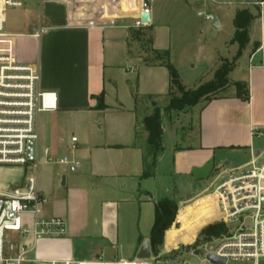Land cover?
Listing matches in <instances>:
<instances>
[{
    "label": "crops",
    "instance_id": "obj_1",
    "mask_svg": "<svg viewBox=\"0 0 264 264\" xmlns=\"http://www.w3.org/2000/svg\"><path fill=\"white\" fill-rule=\"evenodd\" d=\"M246 2H250L246 7L254 10L257 5L260 9V17L252 25L251 41L243 51L249 54L250 99L236 97L235 89L200 106L197 133L187 135L184 145L179 141L173 144L175 173L190 174L201 168L219 170L221 148L241 150L250 159L252 153L264 154V147L256 144V140L264 137L252 135L254 127L264 131V1ZM18 9L23 18L9 31L7 28L15 35L17 59L21 63L39 64L40 90L55 92L57 96L56 108L43 111L38 117L35 157L39 163L38 185L48 199L42 206V214L63 217L68 225L65 236L35 242L31 256L41 260L96 257L109 262L118 260L116 256L114 260L105 259L104 255L108 244L114 246L118 241L121 205H129L123 208L125 214L127 209L126 218L132 213L123 190L128 182L137 180L142 188L143 180L148 179L143 176L148 157L143 119L153 111L146 112L144 106V115L140 119L136 117L132 109L137 88H132L130 80L122 79L120 69L134 55L143 59L146 66L139 78V89L152 97H164L170 89V75L166 77L163 70L168 68L149 63L152 60L149 55L154 49L170 47V51L172 44L153 37V24L148 25L151 30H147L148 26L134 27L142 14V0H30ZM170 55L172 59L171 51ZM98 97H102L105 105L102 109L97 107ZM72 129L77 134L68 140L67 133ZM74 136L76 142L71 140ZM46 148L49 153L45 152ZM163 154L151 178L156 177ZM49 155L56 159L69 155L70 159L79 160L80 166L49 162ZM18 171L12 175L11 185L21 180L22 169ZM11 185H0V192L9 191L7 187ZM142 191L149 193L148 189ZM209 195L214 197L211 212L200 213L205 215V220L210 215H219L216 197L214 193L205 196ZM195 217L196 214L180 218L179 214L176 222L185 226ZM209 221L213 223L215 219ZM149 236H139L131 260L137 259L142 243ZM17 240L18 247L23 243L33 244L31 236L22 240L17 234ZM177 246L165 249L170 251Z\"/></svg>",
    "mask_w": 264,
    "mask_h": 264
},
{
    "label": "rangeland",
    "instance_id": "obj_2",
    "mask_svg": "<svg viewBox=\"0 0 264 264\" xmlns=\"http://www.w3.org/2000/svg\"><path fill=\"white\" fill-rule=\"evenodd\" d=\"M240 1L208 0L206 5H204V0L154 1L152 22L150 24H153L151 28L153 37H156L160 42L172 44V49L170 50L172 53L171 62L177 68L182 83L187 89H193L200 83L211 80L223 60L234 59L239 46L237 43H232L235 32L233 20L238 9L248 6L241 4ZM199 10H205L214 16H219L221 26L219 28L213 27V21L206 20L204 16L198 15ZM21 12V9L12 8L7 10L6 27L8 31L11 26L20 23L23 18ZM28 17L26 16V18ZM149 29L150 27L147 28V30ZM168 48L170 49V47ZM138 58L134 55L132 60L126 63L120 71L123 75L122 79L130 80L132 88L135 90L137 88V91L134 92L133 102H135V107L132 111L140 119L145 113L144 106L147 107L146 112L149 113L153 110L154 103L164 107L169 102V94L164 97H152L139 89L141 88L138 87L139 78L146 65L143 59L140 60ZM248 61L249 54L247 52L238 58L234 71L228 75L229 87L226 91L220 93L221 95L233 92L236 80L248 82ZM125 66L129 67L128 70ZM163 70L165 76L169 78L168 69L164 68ZM198 105L196 108L189 107L184 111H172L164 114V150L162 152L164 154L160 162V168L156 177H148V179L143 180L142 188H140L137 180L135 182L131 181V183L128 182L127 187L123 190L124 197L129 199L128 204H130L132 213L129 219L126 218L127 209L125 208V214L123 208L129 205H126L127 203L121 205L118 241L114 243V246L108 244L104 255L105 259L114 260L115 256L117 257L116 259H133L134 246H136L139 236L150 235L154 219V203L163 197H170L178 199L181 207L174 222L176 223L174 224L176 228L171 226L173 230L167 236L165 234L166 243L164 242L163 247L160 249V261L172 264L201 263V255H192L191 252L202 244L195 245L196 241H194L195 237L196 239L198 238L200 227L202 229L210 224L212 221L209 220L214 218L210 215L205 220V215L200 214L202 211L211 212L210 206L214 197L213 195H205L213 193L214 188L220 183L218 180L219 173L225 174L227 171L245 167L250 160V155L244 154L241 150L221 148L218 150L219 157H222L219 170L201 168L199 171L197 169L190 174L175 173L172 168L173 144L179 141L180 144L184 145L187 135H195L197 133L199 108L204 103ZM192 108L194 111L193 123L190 121V110ZM176 131L177 137L175 136ZM74 133L77 134L76 129L68 131L66 138L70 140ZM256 144L264 147V139L256 140ZM67 156L70 157L69 155ZM31 165V163L24 167L0 165V185H11L13 183L12 175L22 169L21 180L8 186L7 190L10 191L16 187L23 186L27 175L31 171ZM63 177L64 175L61 176V181H63ZM143 189H148L149 193H145L142 191ZM200 192H204V194ZM140 204L141 208L139 209ZM179 212L180 218H185L188 215L193 216V214H196V217L192 219L191 223L184 226L176 222ZM206 221L208 222L206 223ZM7 239L9 242H14L15 245L18 243L16 233H9ZM177 244L178 246L173 250L166 251L165 247L170 249Z\"/></svg>",
    "mask_w": 264,
    "mask_h": 264
},
{
    "label": "built area",
    "instance_id": "obj_3",
    "mask_svg": "<svg viewBox=\"0 0 264 264\" xmlns=\"http://www.w3.org/2000/svg\"><path fill=\"white\" fill-rule=\"evenodd\" d=\"M27 1L0 0V165L24 167L32 164L23 186L0 192V264H172L154 257L109 262L101 257L41 260L31 256L35 242L65 236L68 225L63 217L42 214V206L48 199L38 185L39 163L35 158L39 141L38 117L41 112L56 108L57 96L55 92L40 90L39 64L18 61L15 35L6 27L7 10L23 8ZM154 1L142 0V13L152 15ZM207 3L208 0H204V5ZM242 4L249 5L250 2L243 1ZM198 15L211 21L215 18L205 10H199ZM148 25L150 23H143L141 18L134 22L137 28ZM252 135L262 138L264 131L254 127ZM30 140L34 142L33 160L28 158ZM71 140L76 142L77 137ZM45 152L49 153V149L46 148ZM47 160L80 166L79 160L67 156L56 159L49 155ZM218 180L220 183L213 193L219 215L214 217V222H224L229 226V232L202 243L192 250V255H201L200 264H264V154L252 153L245 167L219 173ZM9 233H17L22 240L31 236L33 244L23 243L18 247L8 241ZM209 253L224 258L225 262H212L207 258Z\"/></svg>",
    "mask_w": 264,
    "mask_h": 264
},
{
    "label": "trees",
    "instance_id": "obj_4",
    "mask_svg": "<svg viewBox=\"0 0 264 264\" xmlns=\"http://www.w3.org/2000/svg\"><path fill=\"white\" fill-rule=\"evenodd\" d=\"M264 1V0H261ZM260 17V9L256 5L252 10L249 7L241 8L236 11L234 17L235 32L232 43H237L239 48L233 60H223L222 64L216 69L214 77L200 83L193 89H187L182 83L177 68L171 62L169 49H154L149 63L163 65L168 68L170 75L169 102L166 106H159L157 103L153 106V111L143 119V129L147 134L146 142L148 147L147 168L143 176L150 177L155 174L159 156L164 150V114L172 111H184L186 108L194 107L200 103L204 105L210 103L213 99L223 97L220 93L229 87V73L235 68L236 61L243 54V51L251 41V29L253 22ZM146 27V26H145ZM150 27V26H148ZM150 60V59H148ZM236 97L248 101L250 99V88L246 81L234 82ZM98 108H104L102 97H98ZM154 221L151 228L149 240L152 256L160 259V249L165 242V234L173 227L178 211L181 207L180 201L176 198L164 197L155 202ZM180 214V212H179ZM179 218V215H178ZM169 229V230H168ZM229 226L222 221L210 223L203 227L198 233L196 244L221 237L228 234ZM143 238L139 239V243Z\"/></svg>",
    "mask_w": 264,
    "mask_h": 264
},
{
    "label": "water",
    "instance_id": "obj_5",
    "mask_svg": "<svg viewBox=\"0 0 264 264\" xmlns=\"http://www.w3.org/2000/svg\"><path fill=\"white\" fill-rule=\"evenodd\" d=\"M142 22L145 24H149L151 21V15L148 13H142L140 17ZM213 27L219 28L220 27V17L215 16L214 21H213ZM34 142L32 140L29 141L28 144V158L29 160L34 159ZM65 183V181L63 182ZM152 258V251H151V245H150V240H144L142 243L140 250L137 254V259L139 260H150ZM207 258L211 260L214 263H224L225 259L221 257H217L213 253L207 254Z\"/></svg>",
    "mask_w": 264,
    "mask_h": 264
}]
</instances>
